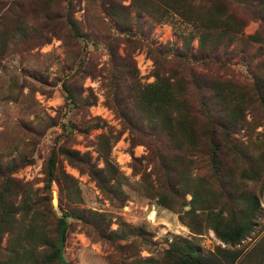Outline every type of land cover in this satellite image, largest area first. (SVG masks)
Segmentation results:
<instances>
[{
  "label": "rangeland",
  "instance_id": "1",
  "mask_svg": "<svg viewBox=\"0 0 264 264\" xmlns=\"http://www.w3.org/2000/svg\"><path fill=\"white\" fill-rule=\"evenodd\" d=\"M212 1L187 7L207 23ZM219 1L240 29L200 42L166 0H0V166L18 165L0 264H61L18 233L21 185L48 237L80 215L70 264H264V0ZM245 213L240 239L218 235Z\"/></svg>",
  "mask_w": 264,
  "mask_h": 264
},
{
  "label": "trees",
  "instance_id": "2",
  "mask_svg": "<svg viewBox=\"0 0 264 264\" xmlns=\"http://www.w3.org/2000/svg\"><path fill=\"white\" fill-rule=\"evenodd\" d=\"M189 1L190 0H166L165 4L170 8H175L179 10L181 14L182 13L187 14L192 19L196 27L199 29H202L199 35L200 42L204 40V38L207 37L208 34L206 33V31H208L210 27H215V28L218 27L217 35H219L220 37L224 33L228 32L226 30L237 31L238 29H240L239 27L242 24V18L236 17V15L232 13H228L229 9L226 6L225 1L224 2H221L219 0L212 1L210 5L214 3L213 6L205 10L206 16L209 19L207 23L204 21L206 19L200 21L199 18L194 17V12L192 13V10H190V8L187 7V6H190ZM221 18H223L224 20V27L222 26V24L220 25L218 24V22L220 21L219 19ZM211 21H214V22L211 23ZM255 35L256 33L252 34L251 36L253 38H256ZM69 93L71 94V92ZM263 94L264 93L261 92V96L264 101ZM202 104L206 105V100L202 99ZM208 107L209 105L207 106V109ZM209 112L210 110L208 111V113ZM211 114L212 113H210L209 116H211ZM214 116H220V115H217L215 113ZM212 121L215 123L213 119ZM221 141L222 140L220 138H217V137L213 138L212 136L211 151L213 152V157H212V153L209 152L210 158H212L211 160H213L212 162H214L215 160L213 158L216 157L215 149L220 148ZM59 150L61 152L67 151L63 148H60ZM68 151H67V154L69 157H71L72 155L68 153ZM72 153L76 154L75 151H73ZM55 161H56V154H55V150L52 149V151L50 152L47 158L46 165H45V172H46L45 181L47 185L56 176L55 175ZM106 162L108 163V165H110L108 160ZM218 164L220 165L221 163H218ZM17 167L18 165L14 162V160L10 163L7 162L3 167L0 166V168H3L5 172L7 173L6 175H2L3 182L0 184V238L7 230L11 231V228H8L7 225L10 224V219L13 216L14 209H11L13 205V201L10 199V197L12 194L10 195L8 194L10 193L9 188L11 187L10 179L11 180L13 179L12 177H10L11 175H8V174L16 170ZM100 170L101 169L96 168L94 171H92V174L98 179V181L100 180L98 175H101ZM24 186L25 187L21 185V189H20L21 192L19 193L21 194V197L18 201L17 206L15 207V208H18V210H21L22 218H20V223L24 224V226L22 225L18 226L17 228L18 233H21L22 239H25V240L31 239L34 242H36L38 245L45 244L51 248V251L47 255L44 256L46 263L52 262V261H58L61 264H70L69 261L66 260L63 254L64 244H65V239H66V232L69 226L68 218L70 217V215L76 216V217H79L80 215L64 211L62 215L56 217L55 233L53 237L52 238L48 237L47 235L44 234V230H42V228L44 227V224H41L39 226L37 225L38 220L41 219V215H40V211H38L36 207L37 205H41L44 202L43 200L44 196H41V195L35 196L34 194H32V188L30 185H24ZM76 196L77 195L75 192L74 197L76 198ZM192 198H193V192H192ZM30 211H32V215H27V213H29ZM93 213H96V215H101L100 213L95 212V211ZM240 218L242 221L233 223V224H227L226 229L223 231H219L216 228L215 230L218 233V235L226 240L235 241L237 239H240L241 236L244 234L246 228H249V223H250V219H248L247 213H245V216H241ZM194 261L195 259H192L190 261L187 258H180V262H178V264H194Z\"/></svg>",
  "mask_w": 264,
  "mask_h": 264
}]
</instances>
